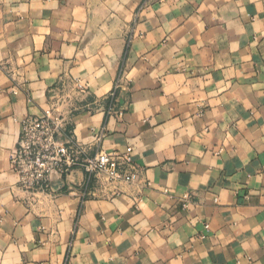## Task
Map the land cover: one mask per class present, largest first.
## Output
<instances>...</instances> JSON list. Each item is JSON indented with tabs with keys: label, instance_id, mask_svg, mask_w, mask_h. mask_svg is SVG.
<instances>
[{
	"label": "crops",
	"instance_id": "obj_1",
	"mask_svg": "<svg viewBox=\"0 0 264 264\" xmlns=\"http://www.w3.org/2000/svg\"><path fill=\"white\" fill-rule=\"evenodd\" d=\"M47 111L140 180L22 192ZM0 264H264V0H0Z\"/></svg>",
	"mask_w": 264,
	"mask_h": 264
},
{
	"label": "built area",
	"instance_id": "obj_2",
	"mask_svg": "<svg viewBox=\"0 0 264 264\" xmlns=\"http://www.w3.org/2000/svg\"><path fill=\"white\" fill-rule=\"evenodd\" d=\"M65 128L64 117L52 111L41 117L22 118L19 142L10 160L22 192L29 195L44 192L54 173L65 175L75 168L82 169L89 177L105 175L111 183L134 184L140 180L143 169L136 164L132 148L112 152L100 150L89 156L81 143L64 144L59 140ZM105 135L102 129L97 142Z\"/></svg>",
	"mask_w": 264,
	"mask_h": 264
}]
</instances>
